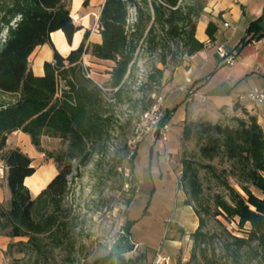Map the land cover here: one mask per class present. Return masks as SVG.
I'll list each match as a JSON object with an SVG mask.
<instances>
[{"label":"trees","instance_id":"16d2710c","mask_svg":"<svg viewBox=\"0 0 264 264\" xmlns=\"http://www.w3.org/2000/svg\"><path fill=\"white\" fill-rule=\"evenodd\" d=\"M9 1L11 6L0 19V90L18 93L20 97L0 104V161L6 167L11 194L9 208L0 203V234L16 238L52 229L54 217L43 214L66 192L73 173L70 162L79 158L85 165L88 143L101 139L110 125V119L104 115L103 92L86 77L83 57L90 54L114 61L113 86L120 91L143 38L148 48L160 50L162 63L172 54L171 42L176 37L183 38L189 56L205 48L195 35L207 0H106L99 17L102 42L88 43L91 31L87 30L80 46L67 57L55 50L53 60L45 62L42 76L35 75L29 63L35 49L45 44L54 47L51 34L58 30L71 43L83 27L71 16V0ZM89 4L90 0H84L83 6ZM131 9L136 11V22L129 32ZM263 18L264 15L250 23L245 36L229 53L238 56L247 45L264 39ZM217 31V24L209 22L206 33L211 42L215 41ZM178 106L165 110L162 123L171 119ZM243 112L246 118L233 117V124L191 120L184 125L183 140L196 141L203 161L186 159L182 175L188 196L186 205L193 206L199 218V226L191 235L194 247L188 264H224L222 258L209 255L205 249L198 254L201 244L208 241L203 229L205 216L238 218L243 230L250 224L251 228L243 231L244 237L233 236L232 242L223 244L233 261L237 262L240 251L254 241L264 249V129L256 115L245 109ZM17 131L29 134L32 143L57 164V175L36 198L25 184L26 178L37 170L32 158L20 148H7L9 136ZM44 135L65 139L66 152L45 151L41 147ZM202 170L210 176V184L214 182L222 189L212 196L213 206L206 200ZM111 257L96 264H105ZM119 261L126 264L122 257Z\"/></svg>","mask_w":264,"mask_h":264},{"label":"rangeland","instance_id":"374dc122","mask_svg":"<svg viewBox=\"0 0 264 264\" xmlns=\"http://www.w3.org/2000/svg\"><path fill=\"white\" fill-rule=\"evenodd\" d=\"M10 6L9 0H0V19ZM90 9L93 12L92 31L98 34L100 5ZM135 22L136 11L131 9L129 32L133 31ZM6 31L1 35L2 40ZM171 47L172 54L162 63L160 50H151L144 38L140 40L120 91L113 86L114 61L97 58L90 64L86 55L83 57L92 77L87 78L103 92L104 115L110 119V125L101 139L88 143L85 165L79 158L70 162L73 173L68 178L66 192L42 213L43 217H54L52 229L16 238L0 234V264H96L109 256L112 257L105 264H121L120 257L126 264H157L159 256L170 257V264L189 263L194 247L191 235L199 225L194 230L175 217L188 209V196L182 182L184 162L186 159L203 161L196 141L183 140L184 125L191 120L233 124V117L246 118L243 112L246 108H235L234 112H227L225 107L218 113L211 111L210 102L199 95L193 96L199 89L194 84L199 76L186 84H175L176 68L191 56L187 54L182 37L172 40ZM220 60L228 67L225 73H230L233 67ZM29 63L31 66L30 58ZM212 64L206 67L203 76L215 69ZM255 88L263 89L264 86ZM191 96V110L186 119L178 126L170 125L168 139L163 141L152 129L153 122L161 112ZM19 97L18 93L0 90V104L12 103ZM253 102L252 109L258 113L263 102ZM142 132V137L137 139ZM27 135L32 143L31 136ZM32 145L38 151V156L32 159L34 165L41 166L52 160L58 172L54 159ZM41 147L47 152L62 154L68 149V142L61 137L44 135ZM64 160L69 164L67 158ZM3 165L0 161V190H3L7 174ZM201 177L206 200L213 206L212 196L222 189L214 182L209 183L210 176L205 170L201 171ZM3 205L9 208L10 201H4ZM205 218L203 229L208 241L201 244L199 256L205 249L209 255L222 258L224 264H264V249L258 241L244 247L237 262L224 248L223 244L232 242L233 236L244 237L243 231L249 230L250 224L243 230L238 218Z\"/></svg>","mask_w":264,"mask_h":264},{"label":"crops","instance_id":"0c3cea01","mask_svg":"<svg viewBox=\"0 0 264 264\" xmlns=\"http://www.w3.org/2000/svg\"><path fill=\"white\" fill-rule=\"evenodd\" d=\"M76 1L79 2V7L77 10H74ZM105 1L106 0H90L89 6L85 7L83 6L84 0H72L71 16L76 24L81 25L83 28L75 33L71 43L68 42L64 32L62 30H58L51 34V41L54 47L50 44L37 47L30 56V60L32 62L31 67L35 75H44V64L46 61L53 60L55 50L62 56L67 57L72 50L77 49L80 46L87 30L91 31L88 43L102 42L99 23L97 26L98 30H96L98 34H95V32L92 31L93 12L90 8L99 4V14H101ZM74 13L77 15V19L74 18ZM263 15L264 0H207L204 14L198 20L195 35L198 41L205 44V48L192 55L190 59L184 63V65L176 68L174 72V83L180 85L186 84L187 81L195 79L199 76V79L203 78L204 80L196 84V89H199L196 94H193V96L199 95L210 102L211 104L209 108H211V111L213 110L215 113H218L220 108L225 107L227 112H234L235 108L243 109V107H245V110H248L250 113L257 116L259 123L263 127L264 101L263 104L260 105L259 112L257 113L252 109L254 108L255 103L251 99H242L241 96L250 92L255 87L264 86V39L244 47L241 53L236 56L237 61L234 65H232L233 68L230 69V73H225V70L228 67L222 65L223 63L220 60L221 57H219L217 52L220 47L228 52L234 51L242 38L245 36L250 23ZM87 16H89L88 24L85 23V18ZM209 22H214L218 26L215 41L213 42L210 41V38L206 33ZM262 24L264 27V18ZM57 35L66 41L69 47L68 51L60 49L55 40V36ZM77 35H80V37L79 41L76 43ZM86 60L88 63L93 64V62L98 59L90 54H87ZM209 64L215 65V69L212 71L214 74L207 78V76H203V71ZM193 96L188 98L186 101L179 103L178 109L174 112L170 119L171 126H178L186 119L189 114V110H191L189 109V103H191ZM192 117L194 118V116ZM7 148H20L32 159L38 156V151L32 145L30 137L22 132H14L13 135L8 138ZM34 163L35 161H33V165ZM36 169V172L32 176L27 177L25 180V184L29 187L34 198H36L41 191L47 187V185L58 173L52 160L45 162V164L41 166H37ZM52 170L55 171L54 176L45 183L39 192H34L33 188L30 185H27V180L33 179L36 176L43 177L45 173ZM148 176L152 177V173H149ZM4 183L5 185L3 186V190H0V203L10 201L11 198L7 179ZM187 207L188 209L186 211H180L175 218L195 230V228L199 225V218L191 206Z\"/></svg>","mask_w":264,"mask_h":264},{"label":"built area","instance_id":"2783aa9c","mask_svg":"<svg viewBox=\"0 0 264 264\" xmlns=\"http://www.w3.org/2000/svg\"><path fill=\"white\" fill-rule=\"evenodd\" d=\"M254 43H257V42H254ZM217 52L219 56L221 57V59L224 61V64L232 66L236 63L237 57L234 54L229 53L222 47L218 48ZM84 68L86 72V77L92 78L85 64H84ZM188 82H190V80ZM182 90H185V88H182ZM241 98L242 99L247 98V99H251L252 101H258L261 103L264 101V88L263 89L254 88L252 91L246 93L245 95H242ZM154 106H155L154 109H157V106L156 105ZM164 116H165V111L161 112L159 116L156 118V121L153 122L154 125L152 129L154 130L155 133L159 135V137L163 141H167L168 133L170 132V124H169V121L162 123V119L164 118ZM142 135H143V132L139 134L137 139L141 138ZM163 263L170 264V257L159 256L157 259V264H163Z\"/></svg>","mask_w":264,"mask_h":264},{"label":"bare ground","instance_id":"6f19581e","mask_svg":"<svg viewBox=\"0 0 264 264\" xmlns=\"http://www.w3.org/2000/svg\"><path fill=\"white\" fill-rule=\"evenodd\" d=\"M78 7H79V2L76 1L75 2V6H74V10H77ZM74 18L75 19L78 18L75 13H74ZM85 23L86 24L89 23V16H87L85 18ZM79 37H80V35L76 36V43L79 41ZM55 40L58 43V45H59L61 50H63V51H68L69 50V47H68L66 41L63 38H61L60 36L57 35V36H55ZM54 174H55V171L52 170V171H49V172L45 173V175L43 177L36 176L33 179L27 180L26 183H27V185H30L33 188L34 192L37 193L45 185V183L54 176Z\"/></svg>","mask_w":264,"mask_h":264},{"label":"water","instance_id":"95a60500","mask_svg":"<svg viewBox=\"0 0 264 264\" xmlns=\"http://www.w3.org/2000/svg\"><path fill=\"white\" fill-rule=\"evenodd\" d=\"M116 251V250H115Z\"/></svg>","mask_w":264,"mask_h":264}]
</instances>
